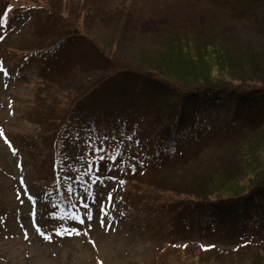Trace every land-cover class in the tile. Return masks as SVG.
I'll return each mask as SVG.
<instances>
[{
  "label": "rangeland",
  "instance_id": "374dc122",
  "mask_svg": "<svg viewBox=\"0 0 264 264\" xmlns=\"http://www.w3.org/2000/svg\"><path fill=\"white\" fill-rule=\"evenodd\" d=\"M4 1L0 0V264H150L173 241L235 250L234 259L242 256L243 245L238 250L226 244L218 224L212 225L211 232H203L200 222H194L193 229L175 233L156 199L158 182L173 175L165 174L170 171H163L169 162L162 161L159 154L171 149L168 146L174 152L209 148L207 140L234 119L236 104L229 98L230 92L221 94L216 106L196 113V126L187 127L174 145L164 143L163 128L156 126L161 115L166 122L169 99L126 119L123 129L108 125L104 132L99 131L102 134L77 130L73 125L53 140L48 115L63 113L75 97L72 90L88 88L105 78L106 72L100 71L95 59L97 53L90 47V38L98 43L104 37L107 24L102 15L117 16L121 21L134 19L135 26L152 21L180 25L190 15H213L219 23L260 44L262 34L253 20L254 16L264 19V4L253 7V24L242 25L225 0H48L63 13L70 10L77 20L79 11L87 10L83 8L86 4L93 7L74 23L88 37L62 41L52 52L37 49L54 45L68 31L60 17L20 1L19 10L4 22ZM152 28L150 33L155 31ZM134 44L138 45L134 50L121 46L108 53L119 63H137L140 42ZM89 96L94 104L109 98L100 89ZM84 104L82 101L81 106ZM132 124H136L135 130L130 128ZM99 148L103 151L96 150ZM101 155L103 160L98 159ZM65 198L67 207L63 206ZM84 203L93 218L81 225L71 216L83 215ZM97 204L103 205L106 217L101 213L97 219ZM99 220H104L103 226ZM73 227L81 234H57L58 229Z\"/></svg>",
  "mask_w": 264,
  "mask_h": 264
},
{
  "label": "trees",
  "instance_id": "16d2710c",
  "mask_svg": "<svg viewBox=\"0 0 264 264\" xmlns=\"http://www.w3.org/2000/svg\"><path fill=\"white\" fill-rule=\"evenodd\" d=\"M20 1L46 8L68 29L59 35L57 43L37 50H50L67 39L88 37L74 23L90 12L91 5L79 11L77 20L70 10L63 13L50 6L48 0H6L4 22L19 10ZM225 1L232 5L233 16L242 25L253 24V7L264 4V0ZM102 16L107 24L104 37L98 43L90 38V47L97 53L95 59L100 71L106 72L105 78L88 88L72 90L75 97L60 116L52 117L51 111L48 124L53 129L52 139L68 125L99 134L108 125L123 129L126 119L169 99L166 122L161 115L156 126L163 128L160 135L164 143L174 145L187 127L196 126V113L216 106L221 94L230 92L229 98L236 104L235 122L219 128L207 140L210 151L199 147L193 152L184 149L177 153L168 146L171 149L159 154L162 161L169 162L163 171L170 170L165 174L173 175L158 182L156 199L161 201L175 233L193 229L194 222H200L203 231L218 224L226 244L238 250L243 245L242 256L234 259L235 250L226 252L202 243L173 241L150 264H264V19L254 16L253 20L262 34V43L258 44L234 27L219 23L213 15H190L180 25L152 21L136 26L134 19ZM150 27L155 29L153 33ZM134 40L140 42L137 63H119L108 53L121 46L134 50L138 46ZM132 57L130 54L129 59ZM97 89L109 98L94 104L89 94ZM79 101H85L83 108L79 109ZM55 122L59 124L54 126ZM130 128L135 130L136 124Z\"/></svg>",
  "mask_w": 264,
  "mask_h": 264
},
{
  "label": "snow or ice",
  "instance_id": "6c2138e0",
  "mask_svg": "<svg viewBox=\"0 0 264 264\" xmlns=\"http://www.w3.org/2000/svg\"><path fill=\"white\" fill-rule=\"evenodd\" d=\"M105 139H107V137H105ZM113 140H115V137H112ZM128 139H131V137H128ZM97 151H100L102 152L103 149L102 148H99V149H96ZM98 159L100 160H103L104 159V156L101 155ZM110 159H115V157H110ZM89 171H91V168H92V165L91 163H89ZM109 179H114V177H109ZM93 183H95V180L93 181ZM122 183V182H121ZM108 198L109 200L111 199V193L108 194ZM31 199V197H30ZM83 208L86 210L83 215L79 214V213H75L71 216V219L73 220H76L78 224H84L85 223V219L87 220H92L93 218V215H92V212L91 211H88L89 209V205L87 203H84L83 204ZM103 213L104 216L106 217L107 216V212L106 210L104 209L103 205L102 204H97V219H99L100 217V214ZM99 222L101 223V225L103 226L104 225V220H99ZM90 227V225H89ZM37 231H39V229H37ZM41 235H44L43 232H40ZM57 234L58 235H80V231L77 227H73L71 229H58L57 230ZM85 235H87V231L84 232ZM46 239H51L50 236H46L45 237Z\"/></svg>",
  "mask_w": 264,
  "mask_h": 264
}]
</instances>
